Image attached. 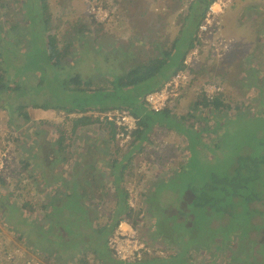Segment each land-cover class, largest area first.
Returning <instances> with one entry per match:
<instances>
[{
    "label": "trees",
    "instance_id": "16d2710c",
    "mask_svg": "<svg viewBox=\"0 0 264 264\" xmlns=\"http://www.w3.org/2000/svg\"><path fill=\"white\" fill-rule=\"evenodd\" d=\"M2 1L0 7L6 8ZM48 1L13 0L18 4L15 14L21 17L24 27L15 21L9 28L0 29V102L15 118L19 115L27 120L28 110L66 115L64 125L55 133L41 129L19 131L21 138H12L16 150L26 148L17 160L16 183H21L19 179L27 181L25 187L37 180L52 196L60 194L62 202L50 204L52 209L45 215L49 218L48 225L40 227L29 223V217L17 213L5 197L0 201V210H6V221L14 226L10 229L26 237L28 244L41 242L46 253H57V260L70 254L79 256L77 262L84 264L83 255L90 249L100 263L121 264L107 246L108 236L122 217L131 220L135 212L131 221L136 226L135 219L145 211H134L127 201L129 193L121 185L126 175L123 171L130 165L131 153L142 143H149L150 138L155 137L152 130L158 128L161 133L182 135L188 156L185 162L151 185L152 190L147 191L143 202L154 220L152 239L178 250L175 255L162 253V256L152 257L146 254L132 264H193L189 263L192 254L210 256L202 263L214 264L219 252L225 250V264H264V210L258 207H264V80H257L258 68L249 55H242L240 60L233 57L240 54L233 53L238 48L237 42L230 51L216 52L200 37L199 26L216 0H186L185 8H180L173 18L176 23L168 20L163 25V36L155 32L153 17H167L173 11L166 13L164 7L153 8L155 2L145 6L138 18L144 19L150 14L143 28L153 39L146 54L132 50L128 39L117 45L90 42L87 35L91 31L81 19L69 24L64 34L49 32L52 22ZM147 3V0L139 1L140 5ZM94 18L91 20L96 26L103 25ZM69 31L73 32L74 39L67 36ZM5 35L12 39L11 43L4 40ZM20 41L25 42L22 51ZM195 47L198 51L194 62H187L189 50ZM141 51L144 53L143 48ZM201 59L205 62L220 60L222 68L217 69L216 74L221 78L234 74L229 80L231 84L240 89L250 86L261 105L257 111L245 106V113L239 106L231 118L225 113L221 115L229 106L224 104L225 93L220 91L219 85L212 93L201 92L193 111L202 106L203 112L211 115L220 111L221 115L215 117L216 128L212 132L217 136L210 144H205L201 136L209 129L185 127L179 123L181 117H176L167 103L161 110L153 111L145 101L146 96L160 92L165 83L178 74L185 73L189 84L207 74V63L194 69L193 76L187 73L194 68L191 64L198 63V67ZM215 64L209 67L214 69ZM240 73L247 75L239 78ZM245 77L248 80H244ZM258 81L262 83L258 85ZM204 82L208 84L209 80ZM187 88L180 84L176 90L181 94ZM121 109H127L138 119L137 127L122 147L116 138L117 126L98 115ZM96 125L107 134L99 131L96 134L92 130ZM15 127L17 129L16 124ZM107 148L111 150L109 153ZM121 151L123 163L119 157L111 156ZM107 159L113 169L111 172H107ZM119 164H123L120 171ZM109 175L112 179L103 185L100 179ZM103 188L107 189V194L113 189L117 216L111 223L94 225L88 213L97 203L90 199L93 194L101 195ZM88 196L91 203L82 204ZM256 218L260 221L256 222ZM252 233L256 234L257 241Z\"/></svg>",
    "mask_w": 264,
    "mask_h": 264
},
{
    "label": "rangeland",
    "instance_id": "374dc122",
    "mask_svg": "<svg viewBox=\"0 0 264 264\" xmlns=\"http://www.w3.org/2000/svg\"><path fill=\"white\" fill-rule=\"evenodd\" d=\"M139 1L140 0H49L48 12L52 22V30L51 27L48 26L49 32L64 34V32L69 29V24L77 19H81L91 31L90 34L87 35V39L90 42L95 41L97 44L101 42H115V45H117L121 40L126 41L128 39V45H130L132 50L139 54H146V52L151 49L153 41L152 37H150L148 32L143 28L149 21L148 17L150 14L147 13L149 16L146 15L147 17H143L144 19H139L138 14L143 12L145 6L154 2L153 8L158 6V10H160L164 7L166 13H170V10H172L173 13L170 16L153 17V23L156 28L155 32L163 36L165 34V32L161 30L162 28L164 29L163 25H165L168 20L173 21V18L178 14L180 8H185L186 0H183V3H181V0H147L149 3L144 5H140ZM3 2L6 8L0 7L1 31L2 29L5 30L9 28L15 21L20 23L21 20V17L15 14L14 10L18 8V6H16L18 4L14 3L13 0H3L2 3ZM229 4L230 3L224 8L221 7V11L215 17V24L220 31L219 35L225 41L228 51H230L237 42L238 48H236L233 53L237 52L240 54H234L233 57L235 56L237 57L236 59L240 60L242 55H249L254 67L258 68L257 74L255 75L256 78H258L257 80H264V0H231V5ZM137 6L138 9L136 10ZM92 17H95L94 19H96L97 23L103 25L96 26L91 20ZM173 22L176 23V20L174 19ZM18 25L24 27V23ZM69 32L70 34H67V36L74 39L73 32ZM4 40L8 41L10 38L5 35ZM11 40L9 43H11ZM21 43L23 46L20 45L19 49L22 51V49L24 50L25 42L20 41V44ZM142 48L144 53L141 51ZM196 48L197 47L189 50L186 57L187 62L191 60L194 62L191 53ZM205 63L208 64L207 74L203 77L199 76L200 78H198L196 82H192L193 84H189L188 82L183 83V86H188L189 88L181 94L177 91L173 97H169L166 103L167 107L172 109V113H174L176 117H181L179 120L180 124H183L185 127L191 126L193 129L201 128L205 131L209 129L208 132L203 133L201 136L205 144H210L217 136L212 132V130L216 128L214 122L216 116L221 117V115L225 113V115L232 118L234 113L239 109L242 113H245L247 109L245 106L255 108L252 110L257 111L261 109V105L256 91L250 88V86L247 87L248 85H244L243 89H240L238 88L239 86L231 84L229 80L235 77L233 76L234 74H232V76H226V78H221L216 74V70L222 68L220 60L205 62L204 59H201L198 67V63L196 65L191 64L194 68L187 73H192L191 75L193 76L195 74L194 69L198 70ZM211 63H217L215 66L213 65L214 69L209 67ZM242 75H247V73H240L239 78ZM204 80H209V83H202ZM244 80L248 79L245 77ZM260 82L262 83V81H258V85ZM208 85L215 87L219 85L220 91L225 93L226 100L224 104L226 107L229 106V110H225V112L222 111L221 115L219 114L220 111L214 112L211 115L208 111L203 112L202 106H198L197 111H193L195 107L194 102L199 101L197 98L200 97L201 92H205L206 94L209 93L207 90L211 91ZM239 106H241V108L237 109ZM65 116L66 115L61 112L53 113L51 111L41 112L39 110H28L27 117L29 118L27 120L19 115L17 116L18 118H15V116L2 107V103L0 102V201L5 197L8 198L17 213L29 217L31 220L29 223H33V225L40 227L48 225L49 218L45 215L52 209L50 204L58 205L62 200L60 199V194H54L52 196L51 193H49V189L45 190V186L37 182V180L34 181V184L25 185V187L23 186L27 181L19 179L21 183H16L17 160L21 158L26 148H18V150H16V144L12 142V138L18 137V139H20L19 131L34 132L35 130L41 129L44 132L48 130V133H55L64 125ZM204 118H207V120ZM93 128L92 130H95L96 134L98 131L102 134H107L106 131L103 132L97 125ZM152 133L155 137L150 138L151 140H149V143H142L139 147L140 150L138 148L131 153L130 165L123 171L126 175L121 183L129 193V196L126 198L129 204H132L134 211L139 212V209L145 211L140 213L137 219H135L137 220L136 226H134L131 221L134 220L136 216L135 212L131 220L122 217L119 221L127 220V222L133 226V230L136 232L138 239L143 242L150 251L147 253L148 256H162V253L164 256L166 254L175 255L178 250L177 247L171 248L173 245L168 246L163 243L160 244L158 240L152 239L151 226L154 220L151 218V214L147 212L148 207L146 208L143 199L147 191L149 192L152 190L151 185L153 183H156L158 179L164 178L169 170L171 171L173 168H177L179 164L185 162L188 156V148L186 140H184L183 136L178 132L163 131L161 133L160 129L156 128V130H152ZM106 151L109 153L111 150L107 148ZM122 155L123 152L121 151L111 156L119 157L118 160L121 161ZM121 163L123 162L121 161ZM122 165L123 164H119V171ZM108 166L107 172L113 171L109 160ZM111 179L112 176L109 175L100 179V181L104 185L108 181L110 182ZM28 182H30V180ZM108 186L109 184L107 187ZM106 190V188H103L101 190V195L96 196L93 194V198L90 199L97 203V206L89 209L88 213L91 223L94 225L111 223L116 220L115 198L112 197L113 189L111 188L108 194ZM92 193L93 192H91V194ZM89 196L85 199L86 202L82 204L91 203ZM258 207L260 210H264L263 206L259 205ZM28 210H30L29 213ZM110 216H112V219H109ZM6 219V210H0V264H81L77 262L80 259L79 256L71 257L69 256L70 254H66L64 259L57 260V253H46L45 250H42L44 246H42L41 242L33 241V243L28 244L29 241L26 237H20L21 233L16 229H10L13 225L11 226V223H8ZM259 221L260 220L256 218V222ZM117 226L118 224L108 236L109 238L115 232ZM22 227L24 228L25 226ZM251 235L252 238L254 237L257 241L256 234L252 233ZM107 246L109 248L108 240ZM84 249H86V247H84ZM225 251L219 252V255L214 260V264H225L223 260V256L227 254ZM192 253L193 252H191V254ZM211 256L213 255L211 254ZM83 257H85L86 260L84 264H104L102 262L100 263V260H95L96 255L92 254L90 249L87 250ZM192 257L189 263L191 262L193 264H203L202 262H206L211 258L210 256L204 257L200 254H195V256L192 254ZM116 261L118 262L119 260L116 259Z\"/></svg>",
    "mask_w": 264,
    "mask_h": 264
},
{
    "label": "built area",
    "instance_id": "2783aa9c",
    "mask_svg": "<svg viewBox=\"0 0 264 264\" xmlns=\"http://www.w3.org/2000/svg\"><path fill=\"white\" fill-rule=\"evenodd\" d=\"M231 0H216L214 1L199 26L200 37H203L207 46L215 48V51L227 50V46L223 38L219 35V30L215 24V17ZM198 49L192 51V58L197 55ZM187 82V75L181 73L173 77L165 87L158 93L146 96L145 101L149 108L153 111L161 110L167 102L170 95L177 92L180 84ZM211 91H216L218 88L209 86ZM97 115V113H96ZM99 118L113 122L118 128L116 138L119 139V145L122 147L130 139L131 132L137 127L138 119L135 118L127 109L108 111L105 114H98ZM109 249L112 251L115 259L122 263H134L142 260L149 253L147 246L141 242L133 226L127 220L119 221L117 229L108 239Z\"/></svg>",
    "mask_w": 264,
    "mask_h": 264
},
{
    "label": "clouds",
    "instance_id": "9594fccd",
    "mask_svg": "<svg viewBox=\"0 0 264 264\" xmlns=\"http://www.w3.org/2000/svg\"><path fill=\"white\" fill-rule=\"evenodd\" d=\"M132 206V204H130ZM133 207V206H132Z\"/></svg>",
    "mask_w": 264,
    "mask_h": 264
}]
</instances>
